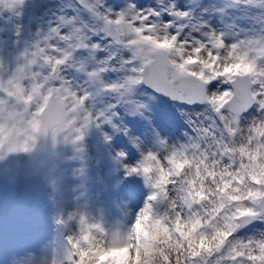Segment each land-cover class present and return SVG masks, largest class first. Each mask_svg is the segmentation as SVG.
I'll return each instance as SVG.
<instances>
[{
	"label": "bare ground",
	"instance_id": "bare-ground-1",
	"mask_svg": "<svg viewBox=\"0 0 264 264\" xmlns=\"http://www.w3.org/2000/svg\"><path fill=\"white\" fill-rule=\"evenodd\" d=\"M9 1L1 0L3 3ZM236 1L86 0L91 15L95 16L90 22L92 29L105 25L121 29L120 35L113 36L115 39L110 40L119 50L107 55L102 54L100 58V61L103 57L105 61L111 59L112 73L103 79L112 85L113 91L126 93L125 78L132 80L134 77L136 84L139 80L140 65L147 63L152 54L167 53L171 63L166 72L168 80L196 70L197 82L205 79L212 81V67L208 65L211 61H215L214 66H220L224 61H233L230 67L222 68L216 77L224 79L221 87L224 90L219 87L218 80H213L209 86H205V101L202 105L182 110L183 117L190 118L184 119L192 126L198 124L208 129V134L201 135L202 140L205 139L209 144L217 140L221 146L223 157L220 158L218 152V162H209L205 168L196 166L195 163L198 162H194V149L184 147L181 133L173 129L168 122L163 124L157 109L138 92L134 93L133 99L141 113L135 112L132 109L133 103L128 102L124 109L128 112V118L113 119V130L106 127L103 119L109 117L110 113L97 102L86 80L85 75L90 69L88 55L78 52L77 49L81 50V45L70 40L76 53L65 58L63 54L68 48L65 43L60 42L56 34H49L48 21L44 20L39 27L40 33L34 38H28L25 44L28 47L31 42H41V38H44L42 44L45 54L35 57L39 65H33L26 70V75H30L29 79L39 84L38 92H35L36 95L29 102L19 99L16 91L20 92V97L29 98L30 80L22 81L12 67H3L4 56L0 51V151L7 142L11 145L22 144L21 149L25 148L27 137L33 140L40 136L39 123L35 116L48 102L50 95H55L63 107L61 125L52 129L49 136L43 137L39 146H49V152L71 159L72 161L63 164V168L73 173L75 179L68 176L59 178L60 174L51 169L53 161L44 153L43 169L31 171L28 183L37 201H55L54 192L46 189V184L61 191L60 204L70 208L72 212L67 210L60 213L73 218L76 223L74 230L81 244L82 264H95L97 260H101V264H131L132 260L135 264H158L166 253L182 243L176 237L174 228L178 227L181 233L188 234L183 237L185 243L195 230L192 226L196 217L219 226L220 232L214 238L207 233L211 242L219 241L225 229L233 231L231 237L251 235L259 230L264 232V226L258 219L264 214L257 213L258 209L253 205L264 201V174L259 172L264 171V87L261 81L256 82L253 78V75L261 73L260 63L252 54H246L249 40L255 36L251 30L254 21L251 17L260 15L262 10L249 5L246 0H239L237 3ZM230 3L244 13L242 17L234 13L232 5L227 7ZM39 5L37 0L28 1L29 9L23 13L27 23L33 21L35 12L32 9ZM260 6L264 7V0ZM52 9L53 14L60 11L55 5ZM147 11L152 12L151 16H144ZM15 23L18 21L15 20ZM60 33L67 36L65 30ZM81 38L83 42L90 40L86 31H82ZM161 41H165L164 47ZM157 42L160 47H150ZM134 46H138L142 51L129 57L128 48ZM22 48L23 44L20 43L18 49ZM187 54L195 55L200 61L185 62ZM25 59L32 60V54L26 52ZM51 60L55 64L54 70L57 71L55 75H52ZM236 75L250 77L251 95L255 103L245 116L225 112L221 120L215 122L212 119L211 122V118L206 116L215 108L210 104L216 99L222 98V101L226 102L232 97V92L225 91L228 89L226 81ZM46 76L49 83L44 81ZM84 93L88 97H82ZM127 98L130 96L127 95ZM207 104L210 105L208 108ZM257 105L262 107L254 111ZM29 109H36L35 115L30 114L25 119L22 118V112L26 114ZM190 111H193L196 117L191 116ZM226 125H232L234 131ZM253 130L261 136L259 149L256 148L257 140ZM228 134H231V142L238 146L236 151L227 144ZM118 137H125L124 142L120 143ZM146 152L151 154L158 172L161 173L163 168L161 176L164 180H171L168 191L163 193L158 205L152 206L148 212L137 209L132 199L123 191H117L114 184L123 171L132 170ZM238 152L257 153L262 164L256 167L252 160L244 155L245 168L242 170L236 157ZM15 158L13 167L5 169L4 172L0 171V176L4 175L6 180L18 179L19 166L28 163L27 156ZM214 158L212 153L211 160ZM229 160L232 161L231 166L227 164ZM177 161L178 164L175 163ZM194 170L199 177H196ZM230 171L238 175L242 184L237 181L228 183ZM207 172H210L211 176H207ZM37 177L41 178V183L35 180ZM183 184L186 187H183ZM1 187L0 185V196ZM246 187L251 189L248 196L241 199L237 197L232 202L227 199V195H238ZM184 188H187L191 195L192 209L187 206L188 202L182 192ZM218 188H222L224 194H221ZM216 203L226 204L222 211L226 215V227L223 223H218V219L213 215ZM202 206L209 210L208 213L203 211ZM239 206L244 208L243 214L253 217L252 224L243 226L241 230L236 228L238 222L230 219L228 213V207L234 209ZM47 209L51 211V208ZM164 220L166 231L162 232L159 226ZM6 230L0 220V264H29L37 257L43 246L42 241L20 245L14 234ZM127 234L131 241L124 244V235ZM194 246L201 247L200 244ZM137 249L140 250L139 253L136 252ZM259 260L264 261V258L260 257Z\"/></svg>",
	"mask_w": 264,
	"mask_h": 264
},
{
	"label": "rangeland",
	"instance_id": "rangeland-1",
	"mask_svg": "<svg viewBox=\"0 0 264 264\" xmlns=\"http://www.w3.org/2000/svg\"><path fill=\"white\" fill-rule=\"evenodd\" d=\"M247 3L253 7L256 6H260L259 4L261 3L260 0H246ZM138 3V2H137ZM151 11H147L145 13L144 16H151ZM107 26H103L101 28H106ZM99 28V27H97ZM114 31V35L115 36H119L120 35V31L121 29H119L116 26H112L111 27ZM252 31H254L251 28ZM160 43H162L163 47L166 45L165 41H161ZM160 43H154L151 44L150 47H155V46H159ZM161 46V45H160ZM129 53L133 54L134 52L137 51H142L138 46H134L133 48H128ZM195 55L193 54H187V56L184 58L185 62L187 63H191V62H198L200 61L198 57H194ZM162 62L166 63L167 65V69L168 70L171 67V63L170 60L167 56V53H163L162 54ZM233 62V61H232ZM232 62H228V61H224L222 62V65L220 66H214L215 65V61H211L208 65L212 67L211 72L215 71L216 73L219 72L220 69L226 67V66H230L232 64ZM258 63H260L259 66V72H261L259 75L255 74L253 75V78L255 79V81H261L262 86L264 87V60L261 61H257ZM216 69V70H215ZM192 71L195 74H197L198 71ZM168 80V79H167ZM172 80V79H171ZM171 80H168L169 83H172ZM221 87V86H219ZM87 94H82V97H87ZM220 101H222V98L219 100H215V102H213V104H219ZM132 104V109L135 112L141 113V110L139 109V107L137 106V104L134 102V99L131 101ZM261 105H257L256 107H254V111L257 110L258 108H261ZM63 109V108H62ZM225 112H229L231 113L229 110H224L222 111V113ZM247 113L240 115V116H245ZM191 115H195V113H191ZM235 123V122H234ZM232 126V125H231ZM229 126V128L232 127ZM253 134L254 136L257 138V149L259 147H261V143H260V136L258 134V132L256 130H253ZM24 140V137H23ZM22 140V141H23ZM232 149H234L236 151V147H238L235 142H231V140H229V142ZM21 144L17 145V146H13L11 144L8 145V147H20ZM43 150L47 153H49V156L51 157L52 160L58 159L53 161L51 169L53 171H55L56 173L60 174L59 178H63L64 176H68L72 179H75V176L73 173L65 170L63 167H61L60 165L68 162L69 159L68 157H63L60 155H55L54 152H49L50 147L49 146H43ZM217 154V150L216 149H212L209 148L208 151L205 150H200L199 151V156H198V163L197 166H203L206 167L207 164L209 163V161H211V154ZM244 155H246L248 158H250L252 160V162L257 166L260 167V165L262 164L260 159L258 158L259 155L257 153H253V154H248V153H242V152H238L236 153V157L238 159V163L240 168H242V166L245 165V163L243 162V157ZM257 155V156H256ZM146 159H152V156L149 152H146L142 157L139 158L138 162L135 163V166L138 165L141 161ZM72 161V160H71ZM212 162L217 163L218 159H214ZM229 166L232 165V161H228L227 163ZM264 164V161H263ZM44 165V164H43ZM163 169V168H161ZM259 172L261 174H264V171L259 170ZM230 173V177L228 178V183H231L233 180H237L236 178L238 177L235 173ZM224 174V171H223ZM30 174L28 175L29 178ZM207 176H211L210 172H207ZM232 176V179H230ZM227 178V177H226ZM37 182L41 181V178L37 177L35 179ZM46 189L52 190L55 194V201H53L52 199H48V205H50V207H52L53 212L52 213H57L60 211H67V210H71L70 208L67 207H63L60 202L62 201V195H61V191L57 188H54L53 186H51L50 184H46L45 185ZM221 193L223 191L222 188H218ZM250 189L249 188H245L243 189L241 192H239L238 195H236L237 197H246L247 195H249L250 193ZM228 199L230 201H232L233 199H235V196L231 195L228 196ZM263 202L258 201L254 206L257 207V213L259 214H264V207L262 206ZM61 205V206H60ZM216 211L214 212V216L218 219V223H223L224 227H226L227 225V220H226V215H224L222 213L223 209H224V204L222 203H216ZM203 211L205 213H208V209L206 207H202ZM244 208L239 206V207H235L234 209H232L231 207H228V213H229V217L230 219L234 220L236 218H239V220L241 221V218H245V217H249L250 221L248 223H246V226L248 224L251 225L252 221H253V217L251 215H247V214H243ZM72 212V210H71ZM191 212L193 213V211L191 210ZM193 215H195V213H193ZM261 222L262 225L264 226V216H261L258 218ZM238 222V224L236 225L237 229H242L240 227H242L243 223ZM194 225L192 226L195 230L190 234L191 237L188 238L185 243L183 242V237L188 236V234H184L181 233L178 229V227L174 228L175 234L176 233H180V235H182L181 241L182 243L179 244V246L177 248H174L172 250H170L168 253H166L167 255H164L163 258L160 259V262L158 264H264V261L259 260L260 257L264 258V232L262 230L256 231V233H253L251 235H240L237 237H231L233 234L232 230L229 229H225L224 231H222V236L219 238V241L216 242H211L209 236L207 235V233H209L213 238L215 237V235L220 232L218 230L219 226L216 223H212L208 220H202L200 217H196L195 221H194ZM166 223V221L164 220L159 227H161L162 232H165L166 230L164 229V224ZM141 227H139L140 229ZM208 230V231H207ZM177 235V234H176ZM177 237V236H176ZM30 236L28 237H23L20 239L22 244H26L27 242L31 241L30 240ZM84 238V237H83ZM195 244H200L201 247H195ZM139 249H137L136 252L139 253ZM192 255L196 256V259H192ZM131 264H135L134 260L131 261Z\"/></svg>",
	"mask_w": 264,
	"mask_h": 264
},
{
	"label": "water",
	"instance_id": "water-1",
	"mask_svg": "<svg viewBox=\"0 0 264 264\" xmlns=\"http://www.w3.org/2000/svg\"><path fill=\"white\" fill-rule=\"evenodd\" d=\"M166 69L165 67H161L159 70V75L160 77L164 80L166 77ZM148 79L150 80V77L148 76ZM242 84V85H241ZM236 85V97L233 99L232 104H234L237 99H243L247 100L244 107L242 109L237 108L236 106H231L233 110L238 111V112H244L246 111L250 105L253 103L254 99L250 95V81L249 79L245 77H238L237 81L235 82ZM203 97L200 99L196 100V103H200L203 101ZM61 121V112H60V106L56 102V100L51 104L50 108L45 114V123H44V131L48 130V128L52 125H58Z\"/></svg>",
	"mask_w": 264,
	"mask_h": 264
}]
</instances>
